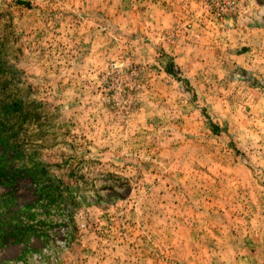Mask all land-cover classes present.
Returning a JSON list of instances; mask_svg holds the SVG:
<instances>
[{
  "label": "rangeland",
  "instance_id": "1",
  "mask_svg": "<svg viewBox=\"0 0 264 264\" xmlns=\"http://www.w3.org/2000/svg\"><path fill=\"white\" fill-rule=\"evenodd\" d=\"M23 1L0 0V264H264V0Z\"/></svg>",
  "mask_w": 264,
  "mask_h": 264
},
{
  "label": "built area",
  "instance_id": "2",
  "mask_svg": "<svg viewBox=\"0 0 264 264\" xmlns=\"http://www.w3.org/2000/svg\"><path fill=\"white\" fill-rule=\"evenodd\" d=\"M246 0H203L208 9L213 12L217 18H223L235 12L239 4L244 3Z\"/></svg>",
  "mask_w": 264,
  "mask_h": 264
},
{
  "label": "trees",
  "instance_id": "3",
  "mask_svg": "<svg viewBox=\"0 0 264 264\" xmlns=\"http://www.w3.org/2000/svg\"><path fill=\"white\" fill-rule=\"evenodd\" d=\"M16 3H22V4H25L26 1H23V0H16ZM165 67H166V70H167L168 73H170V72L172 71V70H171V64L168 63ZM0 127H1V125H0ZM1 128H3V126H2ZM212 131L216 132V131H217L216 127L212 126ZM27 170H29V169H28V168H25V169H24V171H27Z\"/></svg>",
  "mask_w": 264,
  "mask_h": 264
}]
</instances>
